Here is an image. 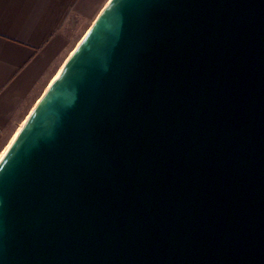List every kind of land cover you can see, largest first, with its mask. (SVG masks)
<instances>
[{"label": "water", "instance_id": "obj_1", "mask_svg": "<svg viewBox=\"0 0 264 264\" xmlns=\"http://www.w3.org/2000/svg\"><path fill=\"white\" fill-rule=\"evenodd\" d=\"M0 158V264H264V0H112Z\"/></svg>", "mask_w": 264, "mask_h": 264}, {"label": "crops", "instance_id": "obj_2", "mask_svg": "<svg viewBox=\"0 0 264 264\" xmlns=\"http://www.w3.org/2000/svg\"><path fill=\"white\" fill-rule=\"evenodd\" d=\"M107 1L0 0V139L63 51L68 18L97 17Z\"/></svg>", "mask_w": 264, "mask_h": 264}, {"label": "rangeland", "instance_id": "obj_3", "mask_svg": "<svg viewBox=\"0 0 264 264\" xmlns=\"http://www.w3.org/2000/svg\"><path fill=\"white\" fill-rule=\"evenodd\" d=\"M96 17L92 18H84L78 16H70L66 23L64 24L63 30L64 34L67 38L66 45L63 51L56 57L52 66L47 70L45 75L40 79L38 84L34 87L33 91L29 95V97L25 100L24 104L20 112L17 114L13 125L10 129L2 135L0 139V152L6 146V144L10 140V136L16 131V129L20 126L26 115L32 109V106L35 105L37 99L41 96L43 91L45 90L46 86L49 84V81L53 78V76L58 71L59 67H61L63 61L72 51V49L76 46L82 36L85 34L87 29L90 27L92 22Z\"/></svg>", "mask_w": 264, "mask_h": 264}, {"label": "bare ground", "instance_id": "obj_4", "mask_svg": "<svg viewBox=\"0 0 264 264\" xmlns=\"http://www.w3.org/2000/svg\"><path fill=\"white\" fill-rule=\"evenodd\" d=\"M109 3V0L105 3V5L103 6V8L101 9V11L99 12V14L97 15V17L94 19V21L92 22V24L90 25V27L87 29V31L85 33H87L89 31V29L93 26V24L96 22L97 18L100 16V14L102 13V11L105 9V7L107 6V4ZM85 35V34H84ZM83 35V36H84ZM82 36V37H83ZM82 39V38H81ZM80 39V40H81ZM79 40V41H80ZM79 43V42H78ZM77 43V44H78ZM76 44V45H77ZM74 49V48H73ZM72 49V51H73ZM72 51L69 53V55H71ZM68 55V56H69ZM68 56L66 57V59L63 61L62 65L64 64V62L67 60ZM61 65V67H62ZM61 68L59 67L58 71L56 72V74L53 76V78L51 79V81L54 80V78L56 77V75L58 74L59 70ZM51 81H49V84L47 85L46 89L43 91V93L47 90V88L49 87V85L52 83ZM43 93L41 94V96L43 95ZM41 96L39 97V99L37 100V102L35 103V105L39 102ZM35 105L33 106V108L35 107ZM33 108L30 110V112L26 115V117L24 118V120L22 121V123L20 124V126L16 129V131L13 133L12 136H10V140L9 142L6 144V146L3 148V150L0 152V158L2 157V155L4 154V152L6 151V149L8 148V146L10 145V143L12 142L13 138L16 136V134L18 133V131L20 130L21 126L23 125V122H25V120L28 118L29 114L31 113V111L33 110Z\"/></svg>", "mask_w": 264, "mask_h": 264}, {"label": "snow or ice", "instance_id": "obj_5", "mask_svg": "<svg viewBox=\"0 0 264 264\" xmlns=\"http://www.w3.org/2000/svg\"><path fill=\"white\" fill-rule=\"evenodd\" d=\"M112 2V0H109V3H111Z\"/></svg>", "mask_w": 264, "mask_h": 264}]
</instances>
